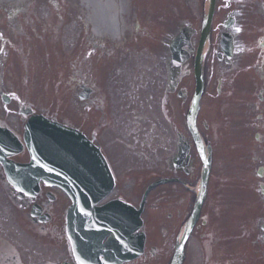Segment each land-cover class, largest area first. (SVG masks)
Returning a JSON list of instances; mask_svg holds the SVG:
<instances>
[{"label": "rangeland", "instance_id": "rangeland-1", "mask_svg": "<svg viewBox=\"0 0 264 264\" xmlns=\"http://www.w3.org/2000/svg\"><path fill=\"white\" fill-rule=\"evenodd\" d=\"M171 1H158L159 6H155L154 11H147L150 12L151 19L156 22L154 25L157 27V23L163 17V12L166 20H168V15H173L176 19L174 25L178 26L177 19L179 17H177V14H181L180 17L182 20L180 24L183 27L193 26L194 29L200 31L205 0H174L175 3ZM235 1L218 0L222 15L229 12L224 7L228 3L233 6ZM39 2L41 3L37 4V6L44 7L42 10H37L40 16L42 14L48 17L52 13L55 26L57 24H64L58 29L61 37L54 43V52L57 58L51 56L46 60L47 69L52 70L50 73H19L18 68L10 73H3L4 70L0 67V89L6 92L9 97H14L13 99H15V102L8 109L13 111L17 102L22 99L25 102L35 104L38 110L51 116H56L65 122L77 125L80 122L79 119H81L84 121L82 127L88 130V132L97 128V138L102 142L104 149L107 150V154L119 179L124 180L129 178L131 180L130 184L134 189L138 178V174L134 171L140 168L139 166H149L160 159L161 155L158 153L166 156L169 155L171 147L175 144V137H172L175 133L172 127L174 126V122L181 119L179 111L175 108V97L172 96L170 104L165 107H161V104L152 102L150 95L151 92L153 93V84H149L145 77L146 80L143 81L144 78H142L138 83L139 85L132 92L134 98L140 99L137 105L128 104V101H124L122 104L112 101L115 90L117 89L116 74L119 73L116 72V68L127 67L128 58H125L124 55H116L109 47H102V63L97 60L98 54L93 55L86 64L88 69L81 70L83 69L82 64L80 62L77 63L75 60L79 59L80 56L82 58L84 56L82 50L86 36L82 32L80 22L77 18L85 10L78 6V0H39ZM53 2L56 4L60 2L62 4L65 3L68 6H62V10L60 11L55 10ZM71 6L78 7L74 9ZM190 9L192 12H190ZM190 13L192 14L190 15ZM188 15L191 17L189 18ZM225 18L220 15L219 18H216L214 24L215 29H217L220 22ZM12 24L15 23L13 22ZM72 24L78 26L80 31L76 33ZM146 35L152 41L156 40L151 29L147 31ZM143 44L146 47L145 51L147 53L150 55L152 53L155 54L154 45H151L146 40L143 41ZM37 48H39V45H37ZM57 52L59 53L57 54ZM146 58L148 57L146 56ZM146 58L144 57L141 62L134 63L138 66V72H135V77H139L137 73L140 76L145 75L148 67ZM16 60V58L4 59L5 62L10 64H14ZM64 60H69L71 63L70 70L68 71L59 64V61L64 62ZM80 61L82 62V59ZM96 67H102V69ZM150 72L152 70L147 72V77H151ZM82 84L94 88L97 96L103 97V95H106L110 99L108 104L100 107V110H102L101 113L97 110H92L91 113H84L81 110L77 94ZM155 85L159 90L163 89L162 84L156 83ZM192 91L190 88L184 91L189 99L193 94ZM124 98L125 100H129V97L125 96V94ZM2 106L3 103L0 98V108ZM8 109H4L5 113H8ZM86 111L88 112V110ZM89 122L93 124L91 128L87 124ZM113 122L116 128H111ZM99 124L104 127L101 126L100 128ZM181 127L183 131H186L184 123H182ZM141 185L137 190L143 188ZM230 192L231 197H239V200L233 199L229 202V199L226 197L223 204H220L223 212V217L220 218L223 219V222L229 221L227 218L233 214L236 218L239 211L243 209V196L234 194V192L241 193L240 190L236 188L231 190L229 187L224 188V193L229 194ZM21 236L30 242L29 238L25 237L18 228L17 213L3 196L0 188V237H5L9 241L14 242L21 249V244L23 243ZM194 248L195 244L193 243L191 250Z\"/></svg>", "mask_w": 264, "mask_h": 264}, {"label": "flooded vegetation", "instance_id": "flooded-vegetation-1", "mask_svg": "<svg viewBox=\"0 0 264 264\" xmlns=\"http://www.w3.org/2000/svg\"><path fill=\"white\" fill-rule=\"evenodd\" d=\"M153 0H144V5L152 6L149 2ZM262 0H236L232 13L237 20L238 25L227 31L231 34L235 42V52L231 61L218 51L211 57L206 64L205 80L208 85V94L212 104V110L209 112L211 124L206 135V141L211 146L213 165L219 166L221 160H234L236 157L241 159L245 155L260 153L264 155V144L261 145L260 139H264V6ZM222 14V12H220ZM232 16H228L227 20ZM180 27L181 18L177 19ZM159 30L164 32V26ZM12 29H9L11 32ZM167 37L172 35V30ZM225 32V31H223ZM222 32V33H223ZM198 34L192 36V40H197ZM158 43H166L163 33H158L155 37ZM170 39V38H169ZM14 43L17 40H11ZM192 58L184 65L186 75H191ZM220 85V91L213 92L215 85ZM181 85V81L179 86ZM264 143V142H263ZM191 149L189 160L185 166L183 162L178 173L174 176L182 183H188L186 180L192 178L195 174V158L191 154L192 142L189 141ZM252 158V157H251ZM262 179L246 180L247 185L253 191L260 192L264 189ZM177 192V191H176ZM175 191H160L149 204L154 207L168 198L174 197ZM177 204L179 211L178 217L183 214L182 211L186 205L188 194L177 192ZM263 196V194H262ZM264 197V196H263ZM253 207L257 211L261 206V199L253 200ZM252 202V201H251ZM151 219H149L150 221ZM175 223L172 226L175 228ZM260 234V228L245 230L240 232V228L234 229L228 234H219L214 228H206L202 233V239L206 243V257L202 264H247L256 262L257 257L263 256L264 237ZM260 235V236H258ZM62 243L65 236L61 237ZM3 251V250H0ZM71 263L70 258H64L56 262H45L43 264H62ZM0 264H20L13 257L0 259Z\"/></svg>", "mask_w": 264, "mask_h": 264}, {"label": "bare ground", "instance_id": "bare-ground-1", "mask_svg": "<svg viewBox=\"0 0 264 264\" xmlns=\"http://www.w3.org/2000/svg\"><path fill=\"white\" fill-rule=\"evenodd\" d=\"M25 0H0V4H22ZM127 0H84L90 14L88 21L99 36L116 38L119 33L118 22L114 16L116 6H122L117 11H123ZM115 4V5H114Z\"/></svg>", "mask_w": 264, "mask_h": 264}, {"label": "water", "instance_id": "water-1", "mask_svg": "<svg viewBox=\"0 0 264 264\" xmlns=\"http://www.w3.org/2000/svg\"><path fill=\"white\" fill-rule=\"evenodd\" d=\"M214 6H215V0H211V5H210V9H209V13H208V16L206 18V28H205V31H204V39H203V42L201 44V47H200V53L201 51L203 50V47L205 45V39L208 35V31H209V28H210V25H211V20H212V15H213V10H214ZM201 55V54H200ZM200 60H198V63H197V78H198V89H199V93H200V86H201V79H200ZM198 97V95H197ZM197 108H198V99L196 100V103H195V106H194V109H193V112H192V117H191V123H190V127L192 130H194V116L195 114L197 113ZM49 125V124H48ZM88 147L91 148V145L86 141V140H82ZM199 142V141H197ZM199 147H200V150H201V145L198 143ZM45 148V147H44ZM93 149V148H92ZM91 149V150H92ZM94 150V149H93ZM202 152V150H201ZM95 154L97 155V157L99 158V160L102 162V168H101V173L102 174H105V170L107 172V175L110 176L109 174V171H108V168L106 166V164L104 163V160L103 158L101 157V155L98 154L97 151H95ZM47 156V154H46ZM208 172H209V167L207 165V163H205V176H204V179H203V188L205 189L206 187V182H207V177H208ZM204 196H205V190L203 191V195L200 199V201L198 202V205H197V212L199 211L200 207H201V204L203 202V199H204ZM192 224V223H191ZM183 244L182 243L179 248H178V254L176 256V260L174 262V264H181L182 260H183Z\"/></svg>", "mask_w": 264, "mask_h": 264}]
</instances>
